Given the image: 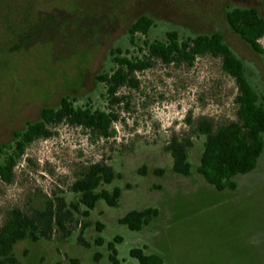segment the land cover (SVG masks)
Returning <instances> with one entry per match:
<instances>
[{
	"label": "rangeland",
	"instance_id": "374dc122",
	"mask_svg": "<svg viewBox=\"0 0 264 264\" xmlns=\"http://www.w3.org/2000/svg\"><path fill=\"white\" fill-rule=\"evenodd\" d=\"M236 6L257 7L264 15V0H0V160L14 151L15 131L39 121L43 108H57L64 97L119 115L109 137L50 125V137L26 146L12 181L0 178V227L16 207L44 209L58 197L77 201L71 185L95 162L117 174L100 188L122 189L119 206L100 199L88 218L76 213L70 234L58 229L49 240L18 242L14 253L21 264H71V258L111 264L108 245L116 236L122 237L115 243L120 264H139L133 248L160 254L164 264H264V152L255 170L236 176L237 189L218 191L197 171L204 136H193L190 176L173 171L167 150L173 135L189 134L201 117L216 124L235 118L236 84L220 59L199 56L193 65L156 60L136 73L137 87L119 90L124 98L116 104L97 78L116 67L118 49L140 55L145 38L165 39L170 30L181 38L221 32L264 95V55L228 29L227 12ZM142 15L154 20L148 35H131ZM259 41L264 47V37ZM148 207L160 215L142 230L119 222ZM80 233L89 245L79 242Z\"/></svg>",
	"mask_w": 264,
	"mask_h": 264
},
{
	"label": "trees",
	"instance_id": "16d2710c",
	"mask_svg": "<svg viewBox=\"0 0 264 264\" xmlns=\"http://www.w3.org/2000/svg\"><path fill=\"white\" fill-rule=\"evenodd\" d=\"M227 19L235 32L264 55V47L259 41L264 37V18L256 9H231L227 12ZM153 24L154 20L150 16L142 15L130 27V34L147 36ZM139 49L141 54L138 56H129L128 53L124 54L122 49H118L113 53L116 67L111 72L97 76L98 80L105 84L111 104L123 100L124 97L118 95L122 87H137L136 73L152 67L156 60L164 64L193 65L199 56L211 55L220 59L223 71L236 84L235 118L223 124H216L212 118L201 117L189 134L173 135L167 150L173 158V171L190 176L192 163L189 160V150L194 146L193 136H204V150L197 171L218 191L237 189L236 176L255 170L264 152V95L249 81L243 61L225 42L221 32L181 38L177 30H170L167 31L165 39L145 38ZM118 119L119 115L114 111L95 109L88 103L75 106L70 97H64L57 108H43L39 121L28 123L23 131L14 132V151L7 153V156L0 160V178L6 182L12 181L15 166L26 146L36 138L50 137V125L67 123L109 137L112 135L113 123ZM156 172L162 175L164 170L157 169ZM116 177L117 174L110 165L103 161L95 162L71 185V191L77 195V201L68 204L64 197H58L47 202L44 209H12L0 227V264H21L14 253V247L22 240H49L58 229L70 234L68 226L77 221L75 214L80 213L88 218L100 199H104L110 206H119L122 195L120 187L115 186L112 190L100 188L102 184L113 182ZM81 205L85 207L84 210L80 209ZM159 215L160 210L157 207H148L129 211L119 222L133 231H140ZM82 226L84 229L87 224L83 223ZM97 226L99 231L104 228L101 223ZM82 233L79 242L89 245L83 239ZM121 241L122 237L116 236L108 245L111 250V264H120L115 243ZM96 243L103 244L104 240L98 237ZM145 249L131 250V255L139 260V264H164L160 254L146 253ZM95 259H100L98 253ZM70 263L81 264L78 258H71Z\"/></svg>",
	"mask_w": 264,
	"mask_h": 264
},
{
	"label": "flooded vegetation",
	"instance_id": "af4514ba",
	"mask_svg": "<svg viewBox=\"0 0 264 264\" xmlns=\"http://www.w3.org/2000/svg\"><path fill=\"white\" fill-rule=\"evenodd\" d=\"M235 8H241V9H247V8H254V9H256V11L258 12V14L261 16V17H263L264 18V15H262L261 14V12H260V10H259V8H257V7H241V6H236V7H231V8H229V10L228 11H230L231 9H235ZM227 21H228V19H227ZM152 27V26H151ZM228 29H229V31H234L235 32V30L231 27V25L229 24V22H228ZM237 35H239L237 32H235ZM240 36V35H239ZM240 38L245 42V43H247V45L249 44L251 47H252V45L249 43V42H247L244 38H242V36H240ZM226 42V41H225ZM227 43V42H226ZM228 44V43H227ZM229 45V44H228ZM230 46V45H229ZM252 49L254 50V51H256L253 47H252ZM233 50V49H232ZM256 52H258V51H256ZM259 54H261L260 52H258ZM236 54V53H235ZM237 55V54H236ZM263 55V54H262ZM244 63V62H243ZM244 68H245V64H244ZM245 72H246V70H245ZM250 81V80H249ZM252 84V83H251ZM257 90V89H256ZM258 91V90H257ZM259 92V91H258ZM260 93V92H259ZM260 94H262V93H260ZM263 95V94H262Z\"/></svg>",
	"mask_w": 264,
	"mask_h": 264
}]
</instances>
